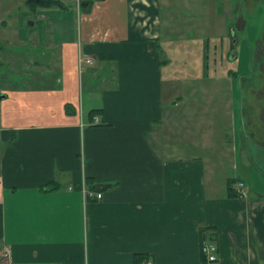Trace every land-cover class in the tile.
Masks as SVG:
<instances>
[{
  "label": "crops",
  "instance_id": "1",
  "mask_svg": "<svg viewBox=\"0 0 264 264\" xmlns=\"http://www.w3.org/2000/svg\"><path fill=\"white\" fill-rule=\"evenodd\" d=\"M201 1L60 0L33 10L24 0L49 32L26 42L29 52L0 49V76L40 89L0 94L18 101L0 125V264H134L136 253L153 264H264V134L252 145L233 110L224 129L209 115L220 87L175 70L163 79L171 40H196L204 61L215 44L206 33L236 44L223 2L204 10ZM74 11L81 22L70 37ZM12 15L0 0V40H28ZM51 81L58 89L43 90ZM201 238L216 244V260L201 256Z\"/></svg>",
  "mask_w": 264,
  "mask_h": 264
},
{
  "label": "rangeland",
  "instance_id": "2",
  "mask_svg": "<svg viewBox=\"0 0 264 264\" xmlns=\"http://www.w3.org/2000/svg\"><path fill=\"white\" fill-rule=\"evenodd\" d=\"M214 1L202 0L200 3L201 9L208 10L209 5L213 4ZM221 2L224 5V11L221 15L222 26H226V30L228 27L233 28V34L237 39L234 47L232 49L229 48L231 40H227V34L224 35L226 36L224 40H215L217 35L211 36L209 33H206L201 40L206 37L209 40H214L215 44H210L208 58L204 61L205 58H202V52H199V49L201 48L202 50V47L199 44L195 45L196 40H186V42L185 40L178 39L171 40V48L169 51L163 53L165 58L170 59V62L162 68L163 79L164 81L170 82L172 77L166 78V76L171 74L172 70H175L178 76L190 73V79L197 85L208 88L213 86L220 87L222 90V98L209 103V115L210 113H214L215 116L222 119V127L224 129L229 123V116H232L230 110H233L238 120L239 133L249 135L250 143L257 145L261 141L260 137L264 134V0H220L219 3ZM8 7L13 10V15L9 20L13 21L15 26L18 25L21 34L26 35L28 40H10V42L8 40H0V49L4 47L3 51H6L8 48L11 49L12 46H17L18 49L16 51L25 49L29 52L33 48H29L32 47L30 45L23 48L26 42L37 40L39 35L48 37V18H43L38 15L35 16L24 4V0H8ZM30 17L33 20H38L35 26H29L27 23L20 24V22H26V19ZM75 17L76 20L73 21ZM243 19L244 25L241 28L239 25L242 24L241 20ZM72 21V29H68V35L70 37L77 32L79 27L78 23L79 21L81 22L77 12L73 13ZM65 22L68 23V19ZM63 24L65 23L63 22ZM214 29H217V33L221 31L218 26H215ZM228 31L230 30L228 29ZM60 32L58 34L63 39L65 35L63 29H60ZM53 41L57 43L49 42V46H58L59 48L60 45H58V42L62 40ZM160 41V44L163 46L165 45V41L169 42V40ZM42 42L47 44L48 40H42ZM2 53H0V60L4 62L8 61V58H6L7 54L1 55ZM48 54L50 53L48 52ZM174 55L180 58L176 57L174 62H172L170 57L173 58ZM16 62L14 60V66H11V68H16ZM84 68L86 69V63L82 66V69ZM230 71L231 75L229 74ZM201 72L203 73L201 74ZM216 73L220 76L214 77ZM24 78L15 75L11 78L14 81L9 82L6 77L0 76V94L6 93L7 90L13 89L18 85L20 86L16 91H24L25 89L34 91L37 94V90H40L38 89V84L33 85L31 81H27L26 77ZM46 87L43 86V90H49L48 88L58 89L54 81L49 82ZM227 97L230 101L233 100L231 106L227 105ZM17 106L18 101L11 97L8 99L0 98V125L1 118L7 114V108L16 113L17 109L15 108ZM225 152L228 155L230 154L229 149ZM227 160L229 165L230 156ZM248 185L249 181H247L246 186Z\"/></svg>",
  "mask_w": 264,
  "mask_h": 264
},
{
  "label": "trees",
  "instance_id": "3",
  "mask_svg": "<svg viewBox=\"0 0 264 264\" xmlns=\"http://www.w3.org/2000/svg\"><path fill=\"white\" fill-rule=\"evenodd\" d=\"M26 3L34 10L38 7H53V6H60L61 2L60 0H26ZM231 74V71H230ZM100 111V109H93L91 110V114L92 116H94L95 114H97ZM235 179L234 178H230L228 179V195H232L234 192V188L232 187V185L234 184ZM201 235H204V233L206 232V229H202L200 230ZM205 238H201L200 242H201V249H200V254L202 257H204L205 259H207L206 254L204 253L203 250V245L205 243ZM149 254L147 253H136L134 255V264H144V262L146 261H151L149 258ZM152 262V261H151ZM153 264V262H152Z\"/></svg>",
  "mask_w": 264,
  "mask_h": 264
},
{
  "label": "built area",
  "instance_id": "4",
  "mask_svg": "<svg viewBox=\"0 0 264 264\" xmlns=\"http://www.w3.org/2000/svg\"><path fill=\"white\" fill-rule=\"evenodd\" d=\"M82 0H77L79 6L81 4ZM84 61L91 63L93 61V58L91 56L85 57V58H80V69L83 66ZM83 193L85 197H101L102 194L100 192L96 193L95 191L89 190L87 187H84L83 189ZM203 250L204 253L206 254L208 260L210 261H214L217 259V246L215 243L211 242V241H205L204 245H203ZM5 254H7L9 256V249L5 248ZM2 264H12L11 261H5ZM144 264H152L151 261H146L144 262Z\"/></svg>",
  "mask_w": 264,
  "mask_h": 264
},
{
  "label": "water",
  "instance_id": "5",
  "mask_svg": "<svg viewBox=\"0 0 264 264\" xmlns=\"http://www.w3.org/2000/svg\"><path fill=\"white\" fill-rule=\"evenodd\" d=\"M1 96L4 97V96H6V94H2Z\"/></svg>",
  "mask_w": 264,
  "mask_h": 264
}]
</instances>
